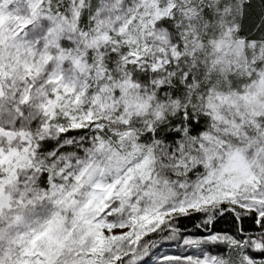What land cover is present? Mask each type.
Masks as SVG:
<instances>
[{"label":"snow or ice","instance_id":"obj_1","mask_svg":"<svg viewBox=\"0 0 264 264\" xmlns=\"http://www.w3.org/2000/svg\"><path fill=\"white\" fill-rule=\"evenodd\" d=\"M0 264H264V0H0Z\"/></svg>","mask_w":264,"mask_h":264},{"label":"rangeland","instance_id":"obj_2","mask_svg":"<svg viewBox=\"0 0 264 264\" xmlns=\"http://www.w3.org/2000/svg\"><path fill=\"white\" fill-rule=\"evenodd\" d=\"M163 251L168 252L169 254H173L177 251V249L175 247H167L165 246V248L163 249ZM156 257H153V260H155Z\"/></svg>","mask_w":264,"mask_h":264},{"label":"trees","instance_id":"obj_3","mask_svg":"<svg viewBox=\"0 0 264 264\" xmlns=\"http://www.w3.org/2000/svg\"><path fill=\"white\" fill-rule=\"evenodd\" d=\"M185 223H188V227H189V229L192 230V228H191V223H189V222H187V221H185Z\"/></svg>","mask_w":264,"mask_h":264}]
</instances>
